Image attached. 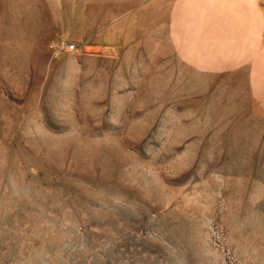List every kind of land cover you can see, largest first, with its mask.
Returning a JSON list of instances; mask_svg holds the SVG:
<instances>
[{
    "label": "rangeland",
    "instance_id": "rangeland-1",
    "mask_svg": "<svg viewBox=\"0 0 264 264\" xmlns=\"http://www.w3.org/2000/svg\"><path fill=\"white\" fill-rule=\"evenodd\" d=\"M0 264H264V0H0Z\"/></svg>",
    "mask_w": 264,
    "mask_h": 264
},
{
    "label": "built area",
    "instance_id": "built-area-1",
    "mask_svg": "<svg viewBox=\"0 0 264 264\" xmlns=\"http://www.w3.org/2000/svg\"><path fill=\"white\" fill-rule=\"evenodd\" d=\"M72 47H73L72 44H69V45L65 46L66 49H72Z\"/></svg>",
    "mask_w": 264,
    "mask_h": 264
}]
</instances>
